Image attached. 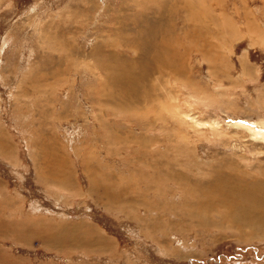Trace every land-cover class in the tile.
I'll return each mask as SVG.
<instances>
[{
    "label": "rangeland",
    "instance_id": "1",
    "mask_svg": "<svg viewBox=\"0 0 264 264\" xmlns=\"http://www.w3.org/2000/svg\"><path fill=\"white\" fill-rule=\"evenodd\" d=\"M262 118L264 0H0V264H264Z\"/></svg>",
    "mask_w": 264,
    "mask_h": 264
},
{
    "label": "bare ground",
    "instance_id": "2",
    "mask_svg": "<svg viewBox=\"0 0 264 264\" xmlns=\"http://www.w3.org/2000/svg\"><path fill=\"white\" fill-rule=\"evenodd\" d=\"M136 38H138V37H136ZM150 40H151V38H150ZM140 42H144V41H139V42H136V43L134 42V43L137 44V46H139L138 44ZM150 43H152V42H150ZM155 45H157V44L155 43ZM122 46H125V45H122ZM146 46H143V48H145V50H148V47H151V49L155 50V51H153L152 56H151V53L149 50H148L147 54L146 53L140 54L141 53L140 52L139 53L140 55L139 54L137 56L135 55V58L133 61L139 62L142 60H146V55H148L150 53L151 58L153 60H156V61H160V62L162 61L161 63L163 64V66L167 67L169 64H171L170 60H169L170 58H168V57L166 58L163 56V55L167 54V52H168L167 48H166V50H163L164 52H162L160 49L156 48V46H151V44H148ZM135 52H137V49H135ZM171 66H173V64H171ZM245 71H246V67H245ZM233 125L236 127H243L245 129L249 130V132H251V135L254 138L261 139L263 144H264V119L263 118L257 124L254 122L250 123V122H246V121H234ZM262 187H263V189H259L256 185L247 186V185H245V183H242V182H237L235 184V182L230 179V181L226 180V182H224V183H215L213 185V187L210 188V191H211L210 194H213L214 190H215V192L218 193V195L216 194L217 198L220 200H223V201H221L222 202L221 206L217 205V206H219V209L222 207L231 208L233 214H235V211L237 212V215H235L236 217H238V218L242 217V218H245L244 220L250 219V221H254L253 214L258 210H260L262 212L264 211V186H262ZM210 191L206 192V194H209ZM227 197L230 199H228ZM211 203L214 204L215 202H211ZM217 203H218V201H217ZM211 207L215 208V210H218L215 206H211ZM60 238H62V237H60ZM60 238H58V239H60ZM58 241L60 242L61 239Z\"/></svg>",
    "mask_w": 264,
    "mask_h": 264
}]
</instances>
